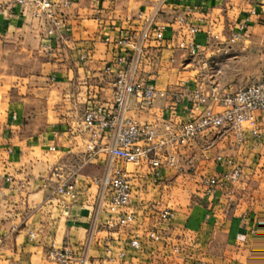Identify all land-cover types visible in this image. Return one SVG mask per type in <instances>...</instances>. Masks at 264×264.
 <instances>
[{
	"label": "crops",
	"instance_id": "obj_1",
	"mask_svg": "<svg viewBox=\"0 0 264 264\" xmlns=\"http://www.w3.org/2000/svg\"><path fill=\"white\" fill-rule=\"evenodd\" d=\"M171 1L155 18L165 25V38L172 35L175 13L190 8L191 21L200 26L195 37L201 50L191 56L167 41L151 43L153 62L144 69L149 81L159 89L200 84L207 95L243 87L236 84L244 77L238 68L243 55L229 53L241 44L264 45V0ZM157 4L74 0L61 10L67 29L45 38L29 8L0 0V264H56L47 254L52 245L97 258L101 264L118 262L123 249V264H264V196H257L264 178V134L255 145L248 127L243 142L223 131L181 148L178 166L163 169L157 186L146 177L145 167L118 164L132 171L134 185L145 175L146 191L134 200L133 224L106 225L118 212L108 211V194L92 180L116 164L102 150L103 139L95 149L87 148L91 130L83 128L82 115L91 105L113 107V75L103 69L117 48L105 37H115L120 28L139 29L138 21L123 22L118 14L152 13ZM236 32L237 45L230 41ZM43 42L52 49L42 50ZM84 54L88 59L82 63ZM167 104L159 99L153 109L141 110L131 100L126 114L140 122L155 115L167 117ZM187 116V106L181 104L176 119ZM216 155L240 163L242 175L228 189L217 187L207 195L203 179L222 169ZM57 167L70 173L76 200L55 193L51 175ZM164 208L173 216L162 226L161 241L143 240L140 248H129L135 233L142 236L157 225ZM174 245L183 252L171 253Z\"/></svg>",
	"mask_w": 264,
	"mask_h": 264
},
{
	"label": "built area",
	"instance_id": "obj_2",
	"mask_svg": "<svg viewBox=\"0 0 264 264\" xmlns=\"http://www.w3.org/2000/svg\"><path fill=\"white\" fill-rule=\"evenodd\" d=\"M14 3L29 8L31 16L41 24L45 38L52 37L60 28L67 29L62 8L69 7L74 0H13ZM100 4L104 0H91ZM113 1V0H112ZM152 13L137 12L134 16L129 12L118 14V20L123 22H139V29L128 30L120 28L115 37L106 36L105 41L115 48L114 57L105 64L103 71L113 75L112 109L91 105L82 115V126L91 130L87 148L93 150L101 139L104 140L102 150L110 162L116 164L111 170L93 178V183L101 193L109 197L108 211L118 212L116 219H109L106 225L125 227L133 224L136 213L134 200L146 191L144 181H138L132 171L118 164H131L136 168L145 167L146 177L155 186L162 182L161 171L165 168L178 166V152L195 139L208 133L233 132L239 142L245 139L244 128L248 127L255 145L264 134V82L256 81L237 90L214 92L207 95L202 86L190 87L182 85L172 89H159L145 75V67L153 62L149 48L151 43L167 41L173 47L184 50L188 55H195L201 50V44L196 40L200 31L198 23L191 21L192 9L176 12L171 22L172 35L166 39L165 25L156 21V16L165 5H171V0H157ZM183 1V0H180ZM244 29V24L240 30ZM239 32L232 34L230 41L237 39ZM41 49L50 51L49 42H43ZM87 54L80 56L85 63ZM205 66V62H201ZM163 99L167 104L169 116L155 115L150 120L140 122L129 117L126 112L129 102L135 100L141 110H151L157 100ZM186 104L188 116L184 121H177L178 107ZM215 161L221 166V172L216 176L203 179L204 193L213 194L217 187L228 189L242 175V166L230 156L216 155ZM55 180V193L76 200L78 194L75 182L70 179V173L57 167L51 175ZM8 180L10 178H7ZM264 208V201L262 202ZM173 211L164 208L158 212V221H168ZM33 237V234H30ZM161 231L157 225L146 230L141 236L135 233L128 242V247L138 249L143 240L160 242ZM3 238L0 236V246ZM126 250L118 252L119 261L123 264ZM171 253H182L180 245L171 247ZM48 257L56 264H101L97 258H90L71 248L51 246ZM118 259L115 258L117 261ZM199 264H207L200 260Z\"/></svg>",
	"mask_w": 264,
	"mask_h": 264
},
{
	"label": "rangeland",
	"instance_id": "obj_3",
	"mask_svg": "<svg viewBox=\"0 0 264 264\" xmlns=\"http://www.w3.org/2000/svg\"><path fill=\"white\" fill-rule=\"evenodd\" d=\"M239 40H234L232 43L236 42V45L238 44ZM238 48V47H237ZM239 53L240 55H243V61L241 64L239 63L238 68H241L244 74V80L241 78V84L236 83V78H234V84H237V87L245 86L246 84H249V82H256V81H262L264 82V45H246L240 46V48L237 49V51H232L229 53V56L232 54ZM257 55H259L258 60H256ZM238 82V81H237ZM263 183L260 187V190L257 193V196L259 198H262L264 196V178L262 179ZM167 221L159 222L156 221L157 228L161 231L162 226L165 225Z\"/></svg>",
	"mask_w": 264,
	"mask_h": 264
}]
</instances>
